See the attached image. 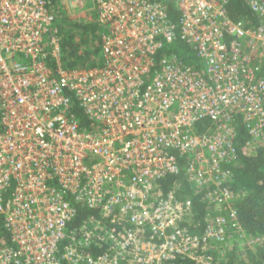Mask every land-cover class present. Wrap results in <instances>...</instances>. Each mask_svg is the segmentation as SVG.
Instances as JSON below:
<instances>
[{
  "label": "built area",
  "instance_id": "2783aa9c",
  "mask_svg": "<svg viewBox=\"0 0 264 264\" xmlns=\"http://www.w3.org/2000/svg\"><path fill=\"white\" fill-rule=\"evenodd\" d=\"M166 1L91 0L102 64L53 71V0H0V264H212L232 231L251 242L228 185L238 125L264 153V0H243L255 26L233 0H173L177 20ZM177 42L199 64L163 54ZM181 170L208 207L201 234L190 196L159 191ZM82 206L100 219L75 232Z\"/></svg>",
  "mask_w": 264,
  "mask_h": 264
},
{
  "label": "trees",
  "instance_id": "16d2710c",
  "mask_svg": "<svg viewBox=\"0 0 264 264\" xmlns=\"http://www.w3.org/2000/svg\"><path fill=\"white\" fill-rule=\"evenodd\" d=\"M56 7V28L57 38L60 45V56L58 59L48 55L47 66L56 71L57 69H83L98 67L102 64V35L103 28L99 24L97 17L93 19L71 20L65 11L60 8V2L53 0ZM168 13L173 20L179 19L176 6L173 0H167ZM230 16L233 20H245L252 26L257 25L256 16L252 13L248 5L243 0H233ZM174 52L182 60H186L193 65L199 64L191 48L182 42H177L171 50L164 52ZM162 57V55H160ZM73 112L78 118L81 128L93 131L94 123L90 122L84 112L79 108L76 101L73 104ZM212 124L204 120L195 126L198 133H203L211 128ZM248 135L242 126L238 125L234 145L238 153V162L231 165L233 177L228 187L235 196L234 207L238 214L240 226L246 238H251V242L231 232L232 237L227 243L217 249L216 253L211 252L212 264H264V153L258 151L251 153L246 146ZM182 160L180 161V163ZM176 186H180L183 197L190 196L195 205L197 216L194 218V225H199L200 232H204L203 218L206 215L207 205L201 201V195L195 189H191L187 183L184 171L177 175H170L159 182L161 197H166ZM78 213L70 225V230L86 229L100 219L99 213L88 210L86 207H79ZM202 220V221H201ZM200 221V222H199ZM123 223L111 225V229L116 233H121ZM85 231V230H84ZM6 232L0 222V237ZM174 264H198L188 257L179 256Z\"/></svg>",
  "mask_w": 264,
  "mask_h": 264
},
{
  "label": "rangeland",
  "instance_id": "374dc122",
  "mask_svg": "<svg viewBox=\"0 0 264 264\" xmlns=\"http://www.w3.org/2000/svg\"><path fill=\"white\" fill-rule=\"evenodd\" d=\"M90 2H88V4L86 5V7L82 10V11H78L76 10L73 6L71 1H63V4L65 5V9L62 8L65 13L67 14V17L71 20H78V19H93L94 16L97 17V13L93 10L92 8V2L91 0H88ZM62 4L60 3V6ZM94 15V16H93Z\"/></svg>",
  "mask_w": 264,
  "mask_h": 264
}]
</instances>
